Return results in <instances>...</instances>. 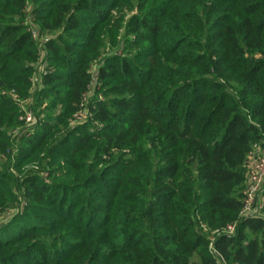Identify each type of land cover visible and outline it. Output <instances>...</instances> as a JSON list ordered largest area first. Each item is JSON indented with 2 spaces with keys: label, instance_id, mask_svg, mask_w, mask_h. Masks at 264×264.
I'll list each match as a JSON object with an SVG mask.
<instances>
[{
  "label": "trees",
  "instance_id": "16d2710c",
  "mask_svg": "<svg viewBox=\"0 0 264 264\" xmlns=\"http://www.w3.org/2000/svg\"><path fill=\"white\" fill-rule=\"evenodd\" d=\"M263 139L264 0H0V264H264Z\"/></svg>",
  "mask_w": 264,
  "mask_h": 264
},
{
  "label": "built area",
  "instance_id": "2783aa9c",
  "mask_svg": "<svg viewBox=\"0 0 264 264\" xmlns=\"http://www.w3.org/2000/svg\"><path fill=\"white\" fill-rule=\"evenodd\" d=\"M34 37H37V32H34ZM25 118L27 122H29L32 120V115L27 112ZM247 166V182L243 189V206L241 209V215H259L263 213L264 206V201L258 199L259 193L264 186V139L253 145L248 155ZM236 226L237 222H231L223 229L216 228L211 230V239L213 240L217 233H234ZM204 229L209 230V227L204 224ZM211 247L214 248L213 242H211ZM214 251L216 250L214 249Z\"/></svg>",
  "mask_w": 264,
  "mask_h": 264
},
{
  "label": "rangeland",
  "instance_id": "374dc122",
  "mask_svg": "<svg viewBox=\"0 0 264 264\" xmlns=\"http://www.w3.org/2000/svg\"><path fill=\"white\" fill-rule=\"evenodd\" d=\"M38 68H40V66H37ZM36 76L37 75H35L34 76V86L35 87H37V85H38V79H36ZM33 103V100H30V101H26V102H24V104L26 105V108L28 109V111H31V113H32V110L30 109V107H31V104ZM30 113V112H29ZM30 113V114H31Z\"/></svg>",
  "mask_w": 264,
  "mask_h": 264
}]
</instances>
